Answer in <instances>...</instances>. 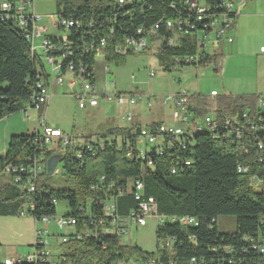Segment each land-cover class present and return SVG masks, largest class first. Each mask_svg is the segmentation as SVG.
<instances>
[{
	"label": "trees",
	"instance_id": "16d2710c",
	"mask_svg": "<svg viewBox=\"0 0 264 264\" xmlns=\"http://www.w3.org/2000/svg\"><path fill=\"white\" fill-rule=\"evenodd\" d=\"M198 1L209 7L201 20L186 0H135L126 4H119L118 0H57L56 12L91 24L84 28L86 31L79 32L74 28L68 33L69 38L77 43L72 59L76 63L81 61L89 70L97 60L92 51H82L83 39L84 43L91 44L106 37V60L118 64L125 56L114 52L116 41L126 36H138L139 28L147 29L160 23V45L156 54L164 71H174L176 58H180L184 65L187 56L196 54L203 58L194 65L213 64L218 71L224 55L202 51L198 41L209 29L213 18L224 12L223 0ZM229 16L236 20L238 13L233 10ZM177 18L194 27L188 28V32L183 29L179 43L170 45L168 39L172 32L164 25L167 20ZM51 38L57 40L55 36ZM38 79V63L25 30L13 18L5 19L0 15V119L25 108L36 91ZM191 100L190 104H193ZM260 100L264 102L255 94H225L214 100L199 95L194 97L195 106L189 108L199 115L213 113L218 118L231 119H239L245 111H260L264 120V105H259ZM132 128H109L102 134L104 147L95 155L85 150L81 160L76 158L74 148L70 146L62 148L59 144L58 149L46 148L47 158L56 154L62 156L59 164L66 173L64 183L51 182L49 175L43 173L36 190L29 192L22 189V182L13 181L16 185L13 184L9 176L11 182L0 190V216L22 215L23 211H28L27 215L34 220L54 218L58 216L56 203L65 200L70 212L63 216L77 219V231H89L85 239L71 238L64 244L65 264L141 262L154 253L123 243L117 233L106 232L104 227L111 225V218L103 213L106 193H111L116 195L114 213L119 218L129 216L139 201L133 193L117 194L114 189H109L110 183L125 188L129 180L139 179L144 185V198L155 199L159 215L194 217L199 222L198 226H183L170 221L157 225L158 242L165 236L175 238V259L180 264H188L193 257L209 264L213 258L217 259L218 254H224L220 248L227 244L234 246L237 252L245 249L246 256L256 257L264 264V254L252 251V241L244 239L245 235L255 239L264 235V149L258 146L259 140L264 142V129L256 134H246L242 140L197 131L184 145L174 141L170 147L168 141L163 153L153 151L148 166L142 158H128L127 143L118 139V135L128 134L133 142ZM36 137L35 131L10 137L5 150L0 152V176L7 165L27 164L28 157L39 152ZM187 161L190 163L186 164ZM239 165L247 167V172H239ZM101 176L105 177L102 182L99 180ZM253 176L262 183L255 185ZM95 183L100 186L97 191L92 190ZM92 195L94 201L89 204ZM228 216L235 218L234 230L220 227V218ZM214 247L219 250L213 251ZM161 256L165 259L167 253Z\"/></svg>",
	"mask_w": 264,
	"mask_h": 264
},
{
	"label": "built area",
	"instance_id": "2783aa9c",
	"mask_svg": "<svg viewBox=\"0 0 264 264\" xmlns=\"http://www.w3.org/2000/svg\"><path fill=\"white\" fill-rule=\"evenodd\" d=\"M37 0H1L0 1V15H9L13 18L21 28L25 30V36L30 43V48L33 56L38 63L39 79L36 85V91L33 95V99L28 101L25 108L22 109L26 116L29 115L30 109H36L40 112V127L35 130L37 137L35 138V145L39 149V152L35 156L28 157L27 164H9L4 170V174L11 177L12 181L22 182V189H27L29 192L36 190L38 186V180L43 173L47 174V158L45 149L56 146L59 148V144L62 148L70 146L74 148V153L78 160L83 158V152L86 150L92 155H95L97 151L104 147V136L98 134H92L87 137H78L73 134H68L60 128L53 127L46 123L45 112L49 105L51 98V86H60L65 83L66 80L74 78L80 82V89L72 93V96L77 101L79 109H92L97 108L100 105V99H103L106 103L116 102L118 105H129L130 108L137 106L139 102H142L147 108L152 106L150 96L139 93L138 91L120 92L117 91L113 95H108L104 89L96 87L98 83V62L106 61V53L108 40L106 37L99 38L97 42L91 44L84 43V39L81 43V49L83 52L92 51L95 54L97 63L89 70L81 61L76 63L72 57L75 55L74 47L77 44L74 40H71L68 33L72 29L77 31H86L84 28L90 26V23H86L81 18H74L56 12L47 16L50 19L51 27L57 30H64V35H50L49 28L43 24L44 16L36 12ZM135 0H118L119 4L132 3ZM189 3V7L192 11H195L197 18L202 19L203 15L209 10V7L205 2L198 0H186ZM254 0H223L224 12L215 16L210 23L208 30L204 32V42L198 43V46L202 51H207L206 40L210 38L214 32L216 41L218 44L222 42L232 43L234 38L231 36L230 31L235 22L233 18L229 16V12L235 10L236 6L250 3ZM165 28L172 32V36L168 39V44L177 45L180 41L181 31L183 29L193 28L190 23H184L182 19H170L165 23ZM185 26V27H184ZM160 30V23H156L153 26L145 29L143 27L137 30L138 36H126L115 42L113 50L119 56H127L130 53L142 52L149 46L150 41L153 38H159L158 31ZM113 32V31H111ZM188 32V31H187ZM51 36H55L57 40H53ZM80 47V46H78ZM261 51L264 52V46L261 47ZM203 57L199 54L195 56H187L185 58L186 64L182 65L181 59L176 58V65L174 70H182L184 68L198 67L194 65L199 62ZM46 64L51 68L49 73L46 69ZM105 73H110L112 70L106 63L103 67ZM156 71L152 70L150 76H155ZM50 76H54L51 81ZM96 79V81H94ZM219 95L217 90L211 92V97ZM191 94L187 90L178 91L176 94L171 95L169 98L163 100L164 105L172 104V124L167 123H152L148 125H135L132 128L131 134L134 135V141L131 142L128 134L118 135L119 141L127 143L126 156L130 159L142 158L146 161V164L150 166L149 155L153 154V151H160L163 153L167 148L168 141H177L180 145H184L187 142V138H191V132L195 131L198 127L213 128V135H225L228 137L236 138V140H242L246 134H256L257 131L264 129L263 117L259 112L251 113L245 111L239 119L231 118H218L212 115H205L203 123L192 118L195 113L190 110ZM259 105L262 107L264 102L260 100ZM134 115L129 111L126 116H123V121H132ZM182 124H187L184 127ZM260 149H264V142L258 141ZM190 162L187 161L186 164ZM59 168V164L55 169ZM239 172H247V167L239 165ZM102 182L105 180L104 176L99 177ZM252 181L258 184L262 183L256 176L252 177ZM100 189L99 183H95L92 186L93 191ZM109 189H114L119 195L124 193H133L136 200L139 201L138 207L133 209L129 216L126 218H119L114 213L116 204L114 202L115 196L113 194L106 193L103 205V213L105 216L111 218V225H105L106 232L117 233L121 237L127 231L128 222L135 224L139 227H145L148 223V219L156 218L157 225L166 221L179 222L183 226H198L199 222L194 217H166L159 215L157 212V203L154 198H144V185L139 179L129 180L127 186H115L114 183H110ZM94 201L93 195L89 198V204ZM29 212L23 211L22 216H26ZM55 219L57 226L61 230H68L67 232H61L59 239L61 240L62 249L58 252H52L46 245V241L43 240L41 234L42 229H36V240L32 245L33 249L28 251L24 255H16L14 257H6L2 259L0 255V264H23V263H41V264H65L67 257L63 251L64 244L71 238L85 239L88 236V230L77 231V219L74 217H67L63 215L50 218V221H43V218L36 224L44 223L46 231H48V224L51 220ZM223 218H221L222 221ZM192 241H196L195 237L190 238ZM244 239L252 241L250 245L252 251H256L260 254H264V235H259L258 239L245 235ZM175 238L171 236H165L159 239V252L151 254L141 262L131 264H180L175 259ZM224 254H218L217 259L213 258L209 264H261L258 258H252L245 255L246 250L237 252L235 247L227 244L220 248ZM213 251L219 249L213 248ZM166 252L167 258H163L161 255ZM188 264H207L204 259L198 260L196 257L190 259Z\"/></svg>",
	"mask_w": 264,
	"mask_h": 264
},
{
	"label": "rangeland",
	"instance_id": "374dc122",
	"mask_svg": "<svg viewBox=\"0 0 264 264\" xmlns=\"http://www.w3.org/2000/svg\"><path fill=\"white\" fill-rule=\"evenodd\" d=\"M255 2L258 4L259 10L247 17L248 25L243 21V17L240 16L239 22L241 26L246 27V29H242L244 32L240 36L241 40L244 39L245 47H254L256 41L264 37V0H255ZM56 4L57 0H37L36 12L44 16L42 23L48 26L50 35L61 36L64 35V30L52 28L51 21L47 17L56 13ZM261 9L263 12L260 13ZM214 38L215 34L213 32L210 38L206 40L207 49L211 53H213L214 49L219 50L221 47L214 41ZM153 39L156 42H150L146 50L131 53L122 58L118 64L112 61L104 62L99 59V71H103L106 63L112 71L106 73V75L103 74L104 71H101L103 79H100L96 85L100 89H105L108 95H113L117 91H138L141 94L150 96L152 102L150 108L142 107V102L130 108L129 105H118L116 102L106 103L103 99H100V105L95 109H79L72 93L80 89V82L72 78L60 85L58 93L51 97L45 112L46 123L78 137L86 136L90 133L102 135L111 127H131L133 121L137 124L148 125L153 120H163L167 124H172L171 114L173 106L170 102L164 105L163 100L178 91L187 89V91H193L198 89V85H200L199 89L202 91L216 87L218 92L225 93V89H228V86L233 88L234 86L243 85L250 88L255 86V84L257 86V83H264L263 72L259 73L255 61L245 55L247 53L246 50L232 53L227 47L224 49V56L218 71L215 70L213 64L171 72L164 71L156 54L160 40L156 37ZM46 69L49 73L51 72L48 64H46ZM152 70L156 71L155 76H150ZM53 79L54 76H50V80L52 81ZM261 97L264 100V93ZM129 111L133 112L134 115L132 121H123V116H126ZM29 115L27 117L22 110L11 114L8 116L9 119L5 118L4 121H0V128L6 126L16 134L33 133L34 129H37L40 125V112L33 109ZM204 116L194 114L191 117L203 123ZM182 125L184 127L188 126L187 124ZM39 129H42V127L39 126ZM2 136L0 135V152L4 150ZM53 148H56V146ZM58 169L60 172L48 176V179L51 182L63 184L66 173L62 169V164H59ZM7 182H11L10 177L6 174L1 175L0 190L3 189ZM12 183L15 184L13 181ZM56 211L57 215L69 213L68 202L65 200L58 201L56 203ZM219 224L221 228L228 230H234L236 227V221L233 216L223 217L222 221L220 218ZM36 229L43 230L41 236L52 252L56 253L62 249L59 235L61 232H67L68 230L59 229L55 219L51 220L48 224V231H46L45 224H36L34 218L30 215L0 216V255L2 259L19 254L24 255L32 250V245L36 240ZM156 230V218L148 219L145 227L136 226L129 221L127 231L122 235L121 239L125 244L139 246L149 253H157L159 248Z\"/></svg>",
	"mask_w": 264,
	"mask_h": 264
},
{
	"label": "crops",
	"instance_id": "0c3cea01",
	"mask_svg": "<svg viewBox=\"0 0 264 264\" xmlns=\"http://www.w3.org/2000/svg\"><path fill=\"white\" fill-rule=\"evenodd\" d=\"M234 9L238 13V17L235 20V22H234V24H233V26L231 28V31H230V34L234 38V40H233L232 43L222 42L221 44H219L221 46L220 49L219 50L218 49L217 50L214 49L212 54H214V53H222L224 55V49L226 47L229 48L232 51V53L233 52H242L243 50L244 51L246 50L247 53L245 55L248 56V58L253 59L255 61V63H256V67L259 69V73L263 72V74H264V66H263L264 65V52L261 51V47L264 46V37L259 39V40H257L254 47L253 46L252 47H245L244 39L241 40V38H240V36L244 32L242 29L243 28L246 29V27L241 26V24L239 22L240 21V16L243 17V21H245L247 23V25H248V22L246 20V19H248L247 17L252 15V14H254V12L258 11L259 10V6H258V4H256V2L254 0V1L250 2V4H242V5L236 6ZM261 12H263L262 9L260 10V13ZM260 13H258V14H260ZM242 15H244V16H242ZM247 28H250V27H247ZM150 42H156V41H154V39H152ZM159 45H158V48H159ZM158 48H157V50H158ZM213 48H215V47H213ZM261 66H263V67H261ZM101 71L98 70V72H97L98 81L100 79H103V77H101ZM103 74L106 75L105 72H103ZM199 87H200V85H198V89H196V90H193V91L189 90V93L191 94V98L193 97V100H191L193 104H190V105H192V106L194 105L195 106L194 97L196 98L199 95L206 96L210 100H214L217 97V96L216 97H211V92L216 90V87H213V88H211V89H209L207 91H202V90L199 89ZM58 90H59V86L52 85L51 86V97L53 95L57 94ZM263 93H264V83H261V84L257 83V86L255 84V86H251L250 88H248L246 86H243V85L234 86L233 88L228 86V89H225V93H220L219 92L218 96H222V95H225V94H235V95L255 94V95L261 96ZM49 102H50V100H49ZM141 105H142V107L145 106L143 104H141ZM92 109H95V108H92ZM31 110H33V109H30L28 111L29 114H30ZM192 112L197 114L196 111H192ZM197 115H199V114H197ZM207 115L216 116V114H213V113H209ZM29 116L30 115H28L27 117H29ZM5 118L9 119L8 116H7V117H4V118L0 119V121H4ZM172 121H173V119H172ZM135 123L136 122L133 121V124H135ZM152 123H165V122L163 120H159V121L153 120L149 124H152ZM133 124L131 126H133ZM135 125H147V124H140V123L137 124L136 123ZM115 126H117V125L115 124ZM126 127H130V126H126ZM12 128H14V127H12ZM35 130L36 129H34V131ZM13 134H16V133L12 132L11 129L6 127V126L0 128V135L1 136L3 135L2 137H3V141H4V150H5V147L9 143L10 137ZM92 134H99V133H90V134H87L86 136H82V137H87V136H90Z\"/></svg>",
	"mask_w": 264,
	"mask_h": 264
},
{
	"label": "bare ground",
	"instance_id": "6f19581e",
	"mask_svg": "<svg viewBox=\"0 0 264 264\" xmlns=\"http://www.w3.org/2000/svg\"><path fill=\"white\" fill-rule=\"evenodd\" d=\"M1 16H3L5 19H6V18H10L9 15H1ZM202 42H204V34L200 36L199 41H198V43H202ZM32 99H33V96L31 97V100H32ZM197 131H208V132H212V134H213V128L198 127V128H195V131H192V132H191V135H192L193 133L197 132ZM214 136L216 137V136H218V135H214ZM174 143H175L174 141H169V144H170L169 146H170V147L173 146ZM156 152H159V153H160V151H156ZM59 172H60V171H59V169L57 168V169L54 170L53 174H58ZM53 174H52V175H53ZM43 221H50V218H49V217H45V218H43Z\"/></svg>",
	"mask_w": 264,
	"mask_h": 264
},
{
	"label": "water",
	"instance_id": "95a60500",
	"mask_svg": "<svg viewBox=\"0 0 264 264\" xmlns=\"http://www.w3.org/2000/svg\"><path fill=\"white\" fill-rule=\"evenodd\" d=\"M62 156L60 154L53 155L49 157L47 161V175L51 176L57 167V165L61 162Z\"/></svg>",
	"mask_w": 264,
	"mask_h": 264
}]
</instances>
